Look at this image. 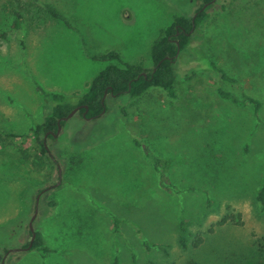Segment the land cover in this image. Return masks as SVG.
I'll use <instances>...</instances> for the list:
<instances>
[{"label":"rangeland","instance_id":"374dc122","mask_svg":"<svg viewBox=\"0 0 264 264\" xmlns=\"http://www.w3.org/2000/svg\"><path fill=\"white\" fill-rule=\"evenodd\" d=\"M18 1L23 22L12 30L17 1L0 0L7 38L0 39V130L20 136L0 141V229L23 222L12 239H0V264H264L257 248L264 243V197L257 199L264 187V0H215L206 32L193 31L173 63L176 99L160 89L139 99L106 97L100 121L76 113L45 139L52 160L21 152L48 110L32 81L80 97L113 63L86 55L108 50L149 69L154 40L203 0ZM217 89L262 108L255 117L250 104L223 100ZM145 147L169 167L156 171ZM35 210L32 227L45 251L24 250Z\"/></svg>","mask_w":264,"mask_h":264},{"label":"trees","instance_id":"16d2710c","mask_svg":"<svg viewBox=\"0 0 264 264\" xmlns=\"http://www.w3.org/2000/svg\"><path fill=\"white\" fill-rule=\"evenodd\" d=\"M16 1L17 8L16 10H12V14L14 15V20L10 27L12 30H19L21 23L23 22V15L21 13L24 10V7L21 6L20 1ZM214 2L215 0H203V4L194 12L191 18L183 16L176 17L173 22L161 32L160 36L154 40L150 48L152 67L149 69L142 68L139 64L130 65L122 60L118 51L108 50L101 55H86L87 58L93 61L113 63L106 65L95 75V77L89 82L87 91L80 97L75 95L66 97L58 93L46 92L37 83L32 81L36 93L39 95L44 104L48 106V110L43 118V121L29 129V139L31 144L25 150L21 151L23 157L28 159L31 156V151H33L41 158L52 160L50 152L46 147L44 136L47 135L46 139H54L49 135V132L55 133L58 125L63 127L65 121L62 119L75 108L80 107L76 113L81 119L85 121L97 122L101 120L102 116L108 110L106 97L117 98L127 95L131 99H139L144 97L151 89H160L165 92L169 99H176L173 63L176 58L190 46L191 34L193 31L203 29L204 32H206V27L213 18L211 17V14L208 13V10ZM221 9L224 11L225 6H222ZM49 13L54 18L62 21L67 28H71L68 22L57 12L51 10ZM0 39L6 41V34H0ZM177 49H179V54L175 58ZM202 61L206 64L208 70L219 73L223 81L235 83V80L228 78L222 70L216 68L210 60L203 58ZM115 62L117 64H115ZM24 73L27 77H29L28 72L24 71ZM216 92L221 99L231 103L240 105H244L245 103L250 104L255 117H257L260 109L262 108V104L259 100L251 98L247 95H243V99L240 100L231 92H226L221 89H217ZM104 131L105 130L102 129L99 132ZM8 137L14 139L20 138L19 135L7 134L6 132H2L0 130V141H3ZM106 138L108 137H103V140ZM135 145L138 146L136 142ZM144 151H146L145 155L151 160V163L156 171L159 172L161 168H164L165 170L169 167L168 160L150 155L149 150L146 147L144 148ZM40 166L42 167V165ZM159 186L162 189H165L166 187L161 184ZM167 188L172 189L173 187L168 186ZM263 197L264 187L258 192L257 199L262 201ZM49 205L54 206L53 202H50ZM225 221L226 220L223 218L217 225H222ZM22 222V217L9 222L6 227L0 229V239H2V236L4 241L12 239L15 235L17 227H20ZM28 232L30 233L29 230ZM178 232V245L184 249L187 245V239L184 236L186 232V224L182 220L179 222ZM5 233H7L6 236ZM34 234L35 237L31 242L29 250L27 251H45L42 247L41 235L38 232H34ZM262 241H264V236L262 237ZM201 243L202 239L198 238L193 243V247H198ZM28 244H26L24 248H26ZM257 245L258 254H264V243L262 244L261 242H257ZM4 250L7 252L6 249Z\"/></svg>","mask_w":264,"mask_h":264},{"label":"water","instance_id":"95a60500","mask_svg":"<svg viewBox=\"0 0 264 264\" xmlns=\"http://www.w3.org/2000/svg\"><path fill=\"white\" fill-rule=\"evenodd\" d=\"M178 54H179V49H177V52H176L175 58L177 57ZM79 108H80V107L73 109V110H72V111H71L66 117H64L62 120H63V121H67L68 119H70L74 114H76V112H77V110H78ZM60 131H61V127L58 125L56 132H55V133H53V132H49V135L52 136L53 138H56V137L59 135ZM46 136H47V135H45L44 138H46ZM37 202H38V201L36 200V204H35V206H37ZM35 215H36V210L34 211L33 215L31 216V218H30V220H29V223H28V230H29L30 233H31V238H30V241H29L28 246H27L26 248H24V250H26V251L29 250V248H30V246H31V242L33 241V239H34V237H35L34 230H33V227H32V222H33V220H34V218H35ZM11 251L15 252V251H17V250H14V249H13V250H11Z\"/></svg>","mask_w":264,"mask_h":264},{"label":"flooded vegetation","instance_id":"af4514ba","mask_svg":"<svg viewBox=\"0 0 264 264\" xmlns=\"http://www.w3.org/2000/svg\"><path fill=\"white\" fill-rule=\"evenodd\" d=\"M44 139H46V138H44Z\"/></svg>","mask_w":264,"mask_h":264}]
</instances>
